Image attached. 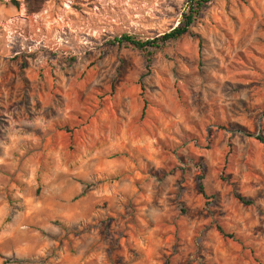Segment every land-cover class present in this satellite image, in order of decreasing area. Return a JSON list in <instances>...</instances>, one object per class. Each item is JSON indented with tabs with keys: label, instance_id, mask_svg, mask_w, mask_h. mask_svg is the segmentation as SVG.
<instances>
[{
	"label": "rangeland",
	"instance_id": "1",
	"mask_svg": "<svg viewBox=\"0 0 264 264\" xmlns=\"http://www.w3.org/2000/svg\"><path fill=\"white\" fill-rule=\"evenodd\" d=\"M16 1L0 264H264V0L214 1L151 62L112 42L169 33L187 0Z\"/></svg>",
	"mask_w": 264,
	"mask_h": 264
},
{
	"label": "trees",
	"instance_id": "2",
	"mask_svg": "<svg viewBox=\"0 0 264 264\" xmlns=\"http://www.w3.org/2000/svg\"><path fill=\"white\" fill-rule=\"evenodd\" d=\"M48 0H25L27 4L28 12L30 14L38 13L42 10L43 5ZM216 0H187V8L183 14L182 21L172 31L166 33L160 37L150 39V40H140L136 36L125 34L120 38H116L112 45H129L135 48L138 51L143 52L147 55L148 61L151 62V58L153 56V51H161L166 46L176 43L186 36H194L193 28L199 17L201 16L204 9L211 3ZM12 4L16 7H19L20 4L16 0H12ZM258 140L264 144V138L259 137ZM201 194L208 198L206 194V190L204 185H201ZM221 234L227 238L234 239L235 237L232 235H228L223 229L219 228ZM9 261H6L3 264H9Z\"/></svg>",
	"mask_w": 264,
	"mask_h": 264
}]
</instances>
